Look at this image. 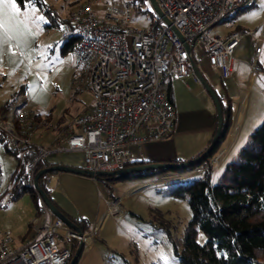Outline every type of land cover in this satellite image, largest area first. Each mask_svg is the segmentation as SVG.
I'll list each match as a JSON object with an SVG mask.
<instances>
[{
  "label": "built area",
  "instance_id": "obj_1",
  "mask_svg": "<svg viewBox=\"0 0 264 264\" xmlns=\"http://www.w3.org/2000/svg\"><path fill=\"white\" fill-rule=\"evenodd\" d=\"M155 1L170 24L153 11L148 28H134L130 0H121L118 5L88 0L69 12L59 35L72 40L75 75L91 94L93 103L71 120L61 141L47 147L34 144L31 136L40 119L22 109V95L6 105L0 117L6 148L36 152L29 184L37 195L39 211L31 222V236L21 246H16L9 230H0V264H66L71 247L65 241L90 245L100 226L101 220L91 229L78 232L51 214L33 185L38 161L59 152L82 151V167L94 173L118 171L144 161L145 145L167 138L174 130L176 112L168 97V80L186 83L193 75L190 55L196 63L216 68L222 78L234 73L233 54L246 33L233 31L227 37H218L210 34L209 29L229 12L252 7L255 0ZM172 27L178 30L190 51ZM260 50L259 41L252 68L256 67ZM229 145L228 140L207 164L186 175L216 167ZM57 175V171L43 174L47 190ZM121 201L122 196L115 195L109 211L113 212Z\"/></svg>",
  "mask_w": 264,
  "mask_h": 264
},
{
  "label": "rangeland",
  "instance_id": "obj_2",
  "mask_svg": "<svg viewBox=\"0 0 264 264\" xmlns=\"http://www.w3.org/2000/svg\"><path fill=\"white\" fill-rule=\"evenodd\" d=\"M26 1L21 6L18 0H15L13 7L10 0H0V23L5 32H9V35H4L0 31V108L4 107L0 117L6 110V104L13 103L22 95V109L33 112L40 119V125L33 131L31 142L47 147L53 145L56 140L61 141L62 134L71 120L90 109L93 103L89 91L77 81L75 59L71 51H62L64 39L59 35L60 20L75 6L88 0H41L45 10L30 0ZM104 1L115 5L121 3V0ZM262 9L264 0H255V6L239 13L231 11L230 18L209 29L210 34L218 37H223L231 31L246 33L239 41L234 58L240 65L248 64V73L254 75L248 89L247 97L250 92L251 95L245 113V122L248 118L251 119L254 129L264 120V72L260 68L262 65L264 67ZM131 14V25L134 28L145 29L151 25L150 13L138 14L132 8ZM258 40L262 41L261 52L256 58V61L258 58L260 60L259 66L252 68L255 50L253 45ZM195 57L197 58L196 53ZM204 74L205 78L210 80L205 72ZM243 76L240 69L237 75L240 85L233 79L231 81V86L236 89L239 97L246 87L245 83H242ZM225 85V81L217 79V87L214 88L225 93ZM230 93L227 91L228 95ZM192 99L195 100L194 97ZM234 100L232 102H235ZM233 104L236 111L237 102ZM242 104L243 100L241 107ZM243 113L244 111L242 116ZM231 129L232 127L228 136ZM244 145L245 143L241 147L236 145L233 149L235 159ZM52 157L68 159L78 164L83 162L82 151H64L55 153ZM224 158L216 167L211 168L212 184L218 181L227 164L231 162ZM15 164V155L8 153L0 142V230H9L16 246H21L31 236L28 224L34 215L35 205L29 193L23 194L15 201L10 199L11 174ZM187 173L171 174L165 176L167 181L143 184L125 197L122 195L123 190L132 182L143 183L158 178L150 176L97 179L82 176L74 180L73 184L84 198L78 201L74 197L73 201H69L76 214L82 212L92 216L93 212H101L105 205L109 206L110 195L122 196V201L106 218L105 227L99 226L96 229L92 245L83 244L76 264H181L176 251L179 252L182 248L192 212L187 195H175L172 191L178 180L189 176ZM194 175L197 174H192ZM99 214L98 219L102 213ZM96 221L90 224V229ZM195 238L200 244L206 240L200 230H197ZM65 242L69 247L72 246L73 241Z\"/></svg>",
  "mask_w": 264,
  "mask_h": 264
},
{
  "label": "trees",
  "instance_id": "obj_3",
  "mask_svg": "<svg viewBox=\"0 0 264 264\" xmlns=\"http://www.w3.org/2000/svg\"><path fill=\"white\" fill-rule=\"evenodd\" d=\"M25 2L27 1L18 0L21 6ZM30 2L45 10L41 0H30ZM130 2L138 14L147 12L150 16L152 15L148 0H130ZM244 9L248 8H237L235 13ZM227 18H230L229 13L217 23ZM71 44L72 40L66 41L67 50L71 48ZM257 64L258 60L255 66ZM168 97L172 100L169 92ZM219 101L223 122L218 142L210 156L187 167L152 169L131 173L126 177L155 176L159 178L171 174L181 175L207 164L226 139L233 120L230 102L228 100L224 102L221 98ZM4 135L0 131V142L8 153L16 157L15 168L11 174L10 199L15 201L23 194L29 193L37 213L39 211L38 198L29 184V173L36 158V152L28 151L27 148L8 150ZM145 162L144 160L133 165ZM176 162L180 161H169V163ZM52 165L55 163L47 158L38 161L35 173ZM210 171L211 169L178 180L179 182L172 191L175 195H187L192 212V218L185 230L182 248L179 252L176 251L178 261L181 264H264V120L251 132L239 156L227 164L224 172L214 184L210 181ZM101 177L110 179L117 176ZM101 177L95 176L94 178L100 179ZM38 184L48 194L43 175L38 179ZM72 221L79 226L81 231H87L88 226L84 221ZM197 230H200L206 237L202 244L196 241ZM74 242L66 264L69 263L77 249L78 242ZM81 251L82 248L79 256ZM77 261L78 258L74 264Z\"/></svg>",
  "mask_w": 264,
  "mask_h": 264
},
{
  "label": "crops",
  "instance_id": "obj_4",
  "mask_svg": "<svg viewBox=\"0 0 264 264\" xmlns=\"http://www.w3.org/2000/svg\"><path fill=\"white\" fill-rule=\"evenodd\" d=\"M253 6H255V2ZM69 12L60 20V29H61V25L63 21L65 20ZM261 13L264 14V9H262ZM0 25L2 24L0 23ZM0 31L4 35H9L8 31L5 32L3 26L0 27ZM232 32L233 31L227 33V35L223 37H227ZM66 41L67 40L64 39V44L61 46V49L63 52L70 51V49L68 50L66 49L67 47ZM259 41L260 40H258L253 45L254 49H255L256 44ZM260 42L262 46V41ZM233 57H234V54H233ZM259 61L260 60L258 58V64L256 68H258L259 66ZM262 63L264 64V57H263ZM197 65L203 76L205 75L204 74L205 72L210 77L209 78L210 80H208L204 76V78L207 80L209 85L216 92L218 98H221V100H223L224 102L228 100L233 110L232 111L233 120L231 124L232 129H231L230 135L228 136L227 134L226 139L223 142V144H225L228 140L230 141V145H229V148L227 150V153L224 159L225 160L229 159V161H233L236 157L233 154L234 153L233 149L235 148L236 145H238V147H241V145H243L244 143L246 144L248 139L250 138V133L253 131L255 127L251 119L248 118V120L245 122V113L247 111L246 107H247V102L251 95V92L248 95V97H247V94H248V89L250 87V84L252 83L254 79V75L252 73H248V69H249L248 64L245 63V65H240L237 63L235 58L233 61L234 73L227 78H222L219 75L218 70L214 67H210L208 65H203L202 67H200L199 63H197ZM260 68L264 72L263 65ZM240 69H241L242 75H244L242 78V83H245L246 87H244L243 89L244 93L243 92L242 94L240 93V97H239V94L238 93L236 94V89L235 88L233 89V87L231 86L232 85L231 81L233 79L238 84L240 83V80L237 77ZM217 79H222L223 81H225V84H226L225 88L228 89L227 91H229V93L231 90V93L229 95L227 94L226 89H225V93H223L221 90L220 92L219 90H216L214 88V87H217L216 86ZM168 84H169V94L171 96L172 102L174 104L175 112H176L175 127L172 133L167 138H164V139H161L155 142H150L145 145V161L146 162H169L173 160H179L180 162H182V161L193 159L197 157L200 153H202L208 147L214 135L215 129H216L217 119H216V111L214 108V103L211 97L206 92L205 88L194 77V75L189 77L186 80V83L180 80H176V79H169ZM192 97H194L196 101L193 100ZM246 97H247V100H246ZM232 99L233 100L235 99L234 100L235 102H232L233 101ZM242 100H243V104L241 107ZM245 100H246V103H245L246 106H245V109H243ZM236 102H237V106H236V111H235L233 109V105H234L233 103H236ZM240 107H241V111H240ZM3 110L4 108L1 107L0 113L3 112ZM243 111H244L243 113L244 115L242 116ZM52 156L53 155L47 157V159L50 162H53L55 164H62V165H68L71 167L83 168L82 163L78 164L76 162H73L71 160L64 159V158L55 159ZM82 176L88 177V175H85V174H76L72 172H58L57 177L54 179L53 183L50 185V187L47 190L48 191L47 195L50 198V200L65 215H67L71 221L72 220H75V221L82 220L86 223V225L88 226V229L90 227V224L98 219L100 215L99 213H102L100 218L97 221L101 220L100 227L104 228L106 218L108 217L110 213L108 205H105L101 212L100 211L93 212L92 216H89L88 214L82 213V212H78L79 214H76L74 210L71 209V205L69 204L70 200L73 201V199L77 198L78 201H82L84 199L82 197L83 196L82 193L77 191V186L73 184L74 180H77ZM147 181L148 182H143V183L132 182L131 184H129L128 186L124 188L122 195L124 197L129 195L138 186H142L143 184L148 185V184H154L157 182H163L167 180L165 179V177H159L156 180L151 179ZM116 195H119V194H116ZM109 198L110 199H108V203L112 201L114 196L110 195ZM35 214H36V208H35L34 215L31 216L32 218L29 220V224H28L29 228L31 226V222ZM74 224L79 228V226L76 223ZM91 245L92 243L89 246Z\"/></svg>",
  "mask_w": 264,
  "mask_h": 264
},
{
  "label": "water",
  "instance_id": "obj_5",
  "mask_svg": "<svg viewBox=\"0 0 264 264\" xmlns=\"http://www.w3.org/2000/svg\"><path fill=\"white\" fill-rule=\"evenodd\" d=\"M150 3V6L152 10L161 18L163 19L167 24H170L169 20L164 16L163 12L161 11L160 7L158 6L157 2L155 0H148ZM174 33L180 38L181 41H183L184 45L187 47V50L190 51L189 46L187 43L184 41V38L180 35L178 30L175 27H172ZM189 65L192 70V74L194 77L200 82V84L205 88V90L209 93L211 96L215 111H216V129L214 132V135L212 137V140L210 141V144L208 147L200 153L197 157L187 160V161H182V162H176V163H169V162H145L143 164L139 165H132L130 167L124 168L122 170L118 171H97V172H92L88 171L84 168H77V167H71L68 165H62V164H55L50 167H47L43 170H40L36 173L34 180H33V185L38 194L41 196L43 199L44 203L46 204L47 208L50 210L51 214L58 217L61 219L66 225H68L70 228L81 232V230L68 218L67 215H65L48 197L46 192L39 186L38 184V179L40 178L41 175L51 172V171H57V172H72L76 174H85L91 177H101V176H117V177H126L127 175L131 173H136V172H141V171H149L152 169H159V168H180V167H187L190 165H193L197 162H201L204 158L210 156L212 154V150L216 146L219 135L221 133V128H222V122H223V117H222V109H221V103L219 101V98L214 91V89L209 85L207 80L204 78L202 75L195 59L193 58L192 55L189 56ZM82 248V243L78 242L77 249L75 250V253L73 254L72 258L70 259L68 264H74L76 259L79 256L80 250Z\"/></svg>",
  "mask_w": 264,
  "mask_h": 264
},
{
  "label": "snow or ice",
  "instance_id": "obj_6",
  "mask_svg": "<svg viewBox=\"0 0 264 264\" xmlns=\"http://www.w3.org/2000/svg\"><path fill=\"white\" fill-rule=\"evenodd\" d=\"M10 2L12 3L13 7H15V0H10ZM19 9H17L18 11ZM0 27H2V25H0Z\"/></svg>",
  "mask_w": 264,
  "mask_h": 264
}]
</instances>
